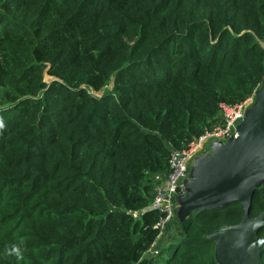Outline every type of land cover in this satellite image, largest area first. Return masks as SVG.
<instances>
[{
    "label": "trees",
    "instance_id": "16d2710c",
    "mask_svg": "<svg viewBox=\"0 0 264 264\" xmlns=\"http://www.w3.org/2000/svg\"><path fill=\"white\" fill-rule=\"evenodd\" d=\"M260 41L264 0H0V264H218L206 235L240 203L175 220L160 251V213L129 211L254 98Z\"/></svg>",
    "mask_w": 264,
    "mask_h": 264
},
{
    "label": "water",
    "instance_id": "95a60500",
    "mask_svg": "<svg viewBox=\"0 0 264 264\" xmlns=\"http://www.w3.org/2000/svg\"><path fill=\"white\" fill-rule=\"evenodd\" d=\"M182 183L185 193L175 197L174 205L177 224L195 213L240 203L242 221L206 238L215 243L218 264H261L264 238L259 231L264 226V211L253 217L251 208L255 189L264 185V82L246 108L237 134L210 142L207 152L193 158Z\"/></svg>",
    "mask_w": 264,
    "mask_h": 264
},
{
    "label": "built area",
    "instance_id": "2783aa9c",
    "mask_svg": "<svg viewBox=\"0 0 264 264\" xmlns=\"http://www.w3.org/2000/svg\"><path fill=\"white\" fill-rule=\"evenodd\" d=\"M253 97L243 103L234 106L222 104L220 123L212 128H207L205 132L194 138L187 147L183 149H173L167 172L154 173L153 192L154 197L150 206L141 211H129L135 218L157 211L160 213V220L156 224L159 236H162L170 225L175 224V197L185 193L183 179L189 171V166L193 158L200 153H204L209 148V143L215 140L226 141L232 135L237 134V126L244 118L246 108L252 103Z\"/></svg>",
    "mask_w": 264,
    "mask_h": 264
},
{
    "label": "rangeland",
    "instance_id": "374dc122",
    "mask_svg": "<svg viewBox=\"0 0 264 264\" xmlns=\"http://www.w3.org/2000/svg\"><path fill=\"white\" fill-rule=\"evenodd\" d=\"M176 221L174 225H171V227L161 236V242L163 244H161L158 248V250L160 251L163 246H166L168 243L173 242L176 240V236H175V230H176Z\"/></svg>",
    "mask_w": 264,
    "mask_h": 264
},
{
    "label": "bare ground",
    "instance_id": "6f19581e",
    "mask_svg": "<svg viewBox=\"0 0 264 264\" xmlns=\"http://www.w3.org/2000/svg\"><path fill=\"white\" fill-rule=\"evenodd\" d=\"M207 151H208V150H207ZM207 151H206V152H207ZM204 153H205V152H204ZM170 226H171V225H170ZM170 226H169L168 228H170Z\"/></svg>",
    "mask_w": 264,
    "mask_h": 264
},
{
    "label": "crops",
    "instance_id": "0c3cea01",
    "mask_svg": "<svg viewBox=\"0 0 264 264\" xmlns=\"http://www.w3.org/2000/svg\"><path fill=\"white\" fill-rule=\"evenodd\" d=\"M171 227V226H170Z\"/></svg>",
    "mask_w": 264,
    "mask_h": 264
}]
</instances>
